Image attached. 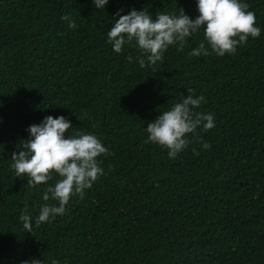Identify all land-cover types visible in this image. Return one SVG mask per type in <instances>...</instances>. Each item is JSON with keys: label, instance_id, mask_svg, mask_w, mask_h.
Segmentation results:
<instances>
[{"label": "trees", "instance_id": "obj_1", "mask_svg": "<svg viewBox=\"0 0 264 264\" xmlns=\"http://www.w3.org/2000/svg\"><path fill=\"white\" fill-rule=\"evenodd\" d=\"M242 2L261 34L236 54L190 56L201 29L183 51L170 45L141 68L138 48L117 54L107 42L115 13L182 8L194 19L197 0H109L102 9L93 0H0V264H264V0ZM188 89L205 97L195 111L212 114L215 127L187 134L188 147L170 159L144 143L146 127ZM48 115L71 121L65 138L94 134L112 154L97 158L104 174L83 199L73 195L63 215L37 227L40 207L58 206L43 193L60 177L29 188L11 154ZM25 208L32 233L19 219Z\"/></svg>", "mask_w": 264, "mask_h": 264}, {"label": "clouds", "instance_id": "obj_2", "mask_svg": "<svg viewBox=\"0 0 264 264\" xmlns=\"http://www.w3.org/2000/svg\"><path fill=\"white\" fill-rule=\"evenodd\" d=\"M108 2L93 0L97 9L104 8ZM249 8L250 5L242 0H197L199 15L194 19L182 8L179 15L158 12L155 18L145 9L133 8L123 15L122 10H118L114 15L117 19L107 32V42L117 54L122 52L126 44L138 48V62L144 68L146 63L154 66L162 61L170 45H178L177 51H183L186 38L203 29L204 39L192 49L190 56H208L212 53L220 57L234 55L238 47L247 44L249 37L256 39L261 34L260 27L256 26L255 13ZM61 19L67 22L68 28L77 27L70 15L65 14ZM205 43L210 46L211 52ZM128 60H132L131 55ZM187 92V96H183L170 110L160 112L146 127L147 138L144 143L166 149L170 159L188 147L190 141L186 138L187 134L195 133L198 127L205 132L215 127L212 114L195 111L202 102H206L205 97L194 96L191 89ZM72 127L71 121L63 115L55 118L48 115L39 124L28 127L30 138L23 141L18 153L11 154L10 167L16 177H27L29 188L46 184L53 174L60 177L43 193L45 202L51 199L58 202V206L44 203L35 219L37 227L50 218L63 215L73 195L83 199L85 189L91 188L104 174L97 158L112 154L94 134L80 132L65 138V133ZM202 147L207 150L211 145L204 142ZM193 152L199 155L195 148ZM19 219L23 228L32 233V216L28 214L27 208ZM21 264H40V261L34 258L21 261ZM51 264L60 262L54 259Z\"/></svg>", "mask_w": 264, "mask_h": 264}]
</instances>
